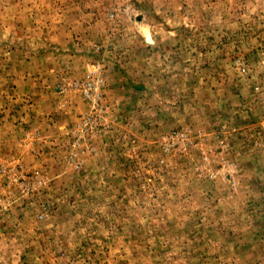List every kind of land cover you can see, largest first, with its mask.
<instances>
[{
	"label": "rangeland",
	"instance_id": "obj_1",
	"mask_svg": "<svg viewBox=\"0 0 264 264\" xmlns=\"http://www.w3.org/2000/svg\"><path fill=\"white\" fill-rule=\"evenodd\" d=\"M0 264H264V0H0Z\"/></svg>",
	"mask_w": 264,
	"mask_h": 264
},
{
	"label": "built area",
	"instance_id": "obj_2",
	"mask_svg": "<svg viewBox=\"0 0 264 264\" xmlns=\"http://www.w3.org/2000/svg\"><path fill=\"white\" fill-rule=\"evenodd\" d=\"M96 70H98V69H96ZM99 86H100V80L95 82L93 85H91L90 83L84 84L82 86L84 96L91 98L93 101H95L96 96H98L97 89L99 88ZM75 87H77V86H75ZM175 136L180 137L182 139L185 137L184 134H180V133L176 134ZM37 183L39 185H41L43 182H42V180H37Z\"/></svg>",
	"mask_w": 264,
	"mask_h": 264
},
{
	"label": "water",
	"instance_id": "obj_3",
	"mask_svg": "<svg viewBox=\"0 0 264 264\" xmlns=\"http://www.w3.org/2000/svg\"><path fill=\"white\" fill-rule=\"evenodd\" d=\"M145 40H146V42H152L149 33L146 34Z\"/></svg>",
	"mask_w": 264,
	"mask_h": 264
}]
</instances>
